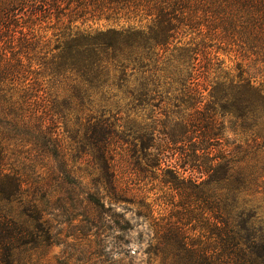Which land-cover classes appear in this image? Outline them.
Returning a JSON list of instances; mask_svg holds the SVG:
<instances>
[{"label":"trees","instance_id":"trees-1","mask_svg":"<svg viewBox=\"0 0 264 264\" xmlns=\"http://www.w3.org/2000/svg\"><path fill=\"white\" fill-rule=\"evenodd\" d=\"M121 142L131 176L197 205L199 240L122 185ZM261 152L264 0H0V264H38L78 221L126 234L124 204L153 236L111 264H264Z\"/></svg>","mask_w":264,"mask_h":264},{"label":"rangeland","instance_id":"rangeland-1","mask_svg":"<svg viewBox=\"0 0 264 264\" xmlns=\"http://www.w3.org/2000/svg\"><path fill=\"white\" fill-rule=\"evenodd\" d=\"M229 64L232 65V63ZM75 113H77V111H75ZM90 113H94L95 115L104 114L105 117H110L116 115L117 110L108 111L99 109V112L94 110ZM130 116V121L135 119V122H131V124L128 125V128H132V130H136L143 124L150 122V120H147L148 113L144 114V118H142L143 114L141 117H137L134 114H131ZM116 117L119 118L121 115L118 114ZM225 121L227 130L226 134L228 138L234 140L236 137H234L231 132V124L229 123V119H225ZM75 122V120L72 121V123ZM125 146L127 145L121 142L115 144L114 147L118 154L115 158L116 170L118 171L119 177H121L122 185L130 186L134 189L143 188L147 190L144 202L152 205L154 217L166 220L173 218L178 219V217H181V221L184 225L183 227L187 233V236L194 241L199 240L205 233L200 226L197 205H194L193 201L192 203H189L184 198H182L179 193L168 194V190L163 187V184L159 183L154 178V176L147 181H143L142 183L141 181L134 178V176H131L127 166L123 165L125 157L122 154L123 151L120 150V148L125 149ZM261 154H263V158L258 159L260 161V165L262 163L264 164V152H261ZM85 169L92 170V168H88L87 165L85 166ZM154 173L155 177H158L161 171L155 170ZM261 174L262 176L258 178L257 183L252 187V192L248 194L249 199L252 200V203L260 207L259 212L262 217V226L264 228V171ZM92 179L93 177L88 174V182H90ZM138 209V206L133 204H124L118 208V211L125 212L127 218L131 220L133 225H135L134 230L126 234L118 233L109 226H106L103 228V232L100 235L90 239L86 235V228L88 226L87 220L84 222H76L75 224L71 225L70 228H66L61 236L63 239L65 235L70 236L71 239L68 246H54L47 252V255L40 256L38 264H111L112 260L114 262V260L118 261L120 259L119 255L116 254V248L119 250H126L129 246H132V253H134L135 250L139 249L140 247L137 245V238L139 235H142L144 240L153 236V231L149 225V221L145 220L143 216L139 217L136 214ZM143 214H145L144 209ZM190 215L194 219L190 220ZM107 235L114 239L110 240L111 243L106 247L105 239ZM127 262H130L129 259H127Z\"/></svg>","mask_w":264,"mask_h":264}]
</instances>
